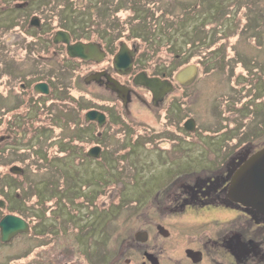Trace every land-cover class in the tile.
I'll return each mask as SVG.
<instances>
[{
    "label": "flooded vegetation",
    "instance_id": "1",
    "mask_svg": "<svg viewBox=\"0 0 264 264\" xmlns=\"http://www.w3.org/2000/svg\"><path fill=\"white\" fill-rule=\"evenodd\" d=\"M22 3L6 1L0 6L5 15L1 24L0 52H3V45L7 46L6 38L16 35V42L24 43L26 54L36 57L37 68L33 75L26 76L24 72L19 73L20 66L14 65L13 50L0 54V58L3 57L0 59V96L4 99L11 91L15 94L11 105L2 103L0 147L15 137L32 133L38 136L51 128L53 120L70 117L78 126L67 131L65 145L62 141L57 143L69 152L71 146L67 141H74V138L92 141L84 159H99L97 163L102 166L99 162L105 157L102 141L107 134L120 137L118 146L121 147L126 139L137 146L138 138L152 145L150 140L166 131L169 124L177 126L178 131L185 130V117L175 118L174 115L180 109L184 111L189 89L185 82L177 80L176 66L171 61L153 62L152 53L139 48L133 41L128 42V38L115 40L116 35L110 31L105 33L106 29H100L94 36L86 28L87 21L78 23L69 18L70 22L65 25L63 19L59 28L47 34V27L52 26L50 21L38 16L33 24L32 16L37 14L26 19L29 2ZM59 30L69 34V44L89 45L84 57L70 56L67 44L53 42ZM218 52L216 47L213 53L218 55ZM52 54H57L60 66L55 71L46 70L38 63ZM118 55L123 57L120 62ZM216 60L206 69L197 66L199 79L217 74ZM137 75L158 78L160 85L152 91L141 84V79H135ZM38 84H45L47 91L36 89ZM243 85L230 84L232 88H243ZM105 90L115 97H105ZM137 103L140 104L138 112L149 109L147 104L156 109L159 127L150 128L127 117L125 108ZM239 106L243 109L241 103ZM58 107L66 113H58ZM88 111L103 113L105 120L101 124L98 120H87ZM171 114L174 120L169 119ZM234 115L243 117L238 110ZM111 123L121 128L111 130ZM127 123L142 129H123L127 128ZM260 141V147L250 144L231 152L218 169L201 171L190 177L184 173L164 189L162 195L169 210L164 213L181 218V222L172 227L151 221L141 226L124 225V220L123 225H116V220L109 218L111 213L105 212L112 206V200L107 205L99 204L105 196L106 185L94 194H85L86 200L78 201V207L73 208L56 188L52 193L7 194L8 187L0 177V221L5 215L13 214L25 220L29 227L28 231L8 239L2 238L0 228V264H264V213L240 204L229 193L231 178L237 169L253 152L264 147V139ZM93 146L100 148L98 157L87 154ZM110 167L119 170L121 166ZM47 181L42 180L40 184ZM26 198L33 202L28 204ZM79 208H86V215H79ZM143 216L152 218L150 214L134 215L135 218ZM20 237H29L31 243L14 247Z\"/></svg>",
    "mask_w": 264,
    "mask_h": 264
},
{
    "label": "rangeland",
    "instance_id": "2",
    "mask_svg": "<svg viewBox=\"0 0 264 264\" xmlns=\"http://www.w3.org/2000/svg\"><path fill=\"white\" fill-rule=\"evenodd\" d=\"M24 1L29 2L27 10L24 9L26 17L37 14L50 21L52 26L47 27V34H51V30L60 23L62 25L63 19L65 25L70 22L69 18L78 23L87 21L86 28H89L90 34L96 36L100 29H106L105 33L110 31L116 35L115 40L128 38V42L133 41L139 48L152 53L151 60L158 64L171 61L174 65V53L182 55L184 62L195 64L199 56L208 55L210 44L216 42L219 52L214 66L218 72L199 79L200 73L194 67L187 71V78H182L181 74L177 77L186 83L189 90L184 111L180 109L174 117L194 119L195 130L178 131L177 126L169 124L166 131L150 140L155 147L144 144L138 138L137 146L126 139L122 149L118 146L120 137L107 134L102 141L105 147V157L99 161L102 166L97 163L99 159H84L85 151L91 145H86L80 138L67 141L71 149L65 151L63 146L67 131L78 126L77 121L70 117L53 120L51 128L38 136L30 138L25 135L6 141L9 142L6 150L0 153V176L8 174L12 164L20 165L25 172L7 179V194L32 195L36 190L34 184L38 183L43 192L52 193L56 188L62 198L77 208L78 201L86 200L85 194H94L106 185L105 196L99 204L107 205L112 200V206L105 212L111 213L109 218H114L116 225L124 220V225L141 226L151 221L172 227L178 225L181 218L164 213L169 212L162 195L164 189L184 173L190 177L194 173L218 169L231 152L250 144L262 146L264 0H107L109 4L102 5L99 2L103 0H56L50 6L39 0ZM117 1L121 7L115 14L113 7ZM14 2L11 1L12 4ZM1 12L0 32L5 17ZM5 43L8 47L3 45L0 54L13 50L15 53L11 57L14 60L11 59L14 65L21 67L19 73L33 75L37 68L36 57L26 54L24 43L16 42V35H9ZM233 50L237 52L234 58L230 55ZM56 56L52 54L50 58H41L38 63L46 70L55 71L60 68ZM228 65L237 66L230 69ZM239 79L245 82L243 88H232L231 82L237 84ZM14 95L11 91L7 97L3 96L4 99L0 96V114L2 103L11 105ZM105 97L114 98L115 95L105 90ZM240 103L243 109H240ZM139 105L126 107L127 117L150 128L159 127L156 109L147 104L149 109L138 112ZM237 110L242 111L243 117L234 115ZM57 111L66 113L59 107ZM171 115L169 119L174 120ZM60 141L64 145L57 143ZM116 165L121 166L119 170L110 167ZM42 180L48 181L41 185L39 182ZM26 202L30 204L33 199L26 198ZM85 210L81 208L79 215H86ZM135 214H150L153 219L144 216L135 218ZM62 215L64 217L65 213ZM50 217L56 219L55 216ZM28 238H17L14 247L31 243Z\"/></svg>",
    "mask_w": 264,
    "mask_h": 264
},
{
    "label": "water",
    "instance_id": "3",
    "mask_svg": "<svg viewBox=\"0 0 264 264\" xmlns=\"http://www.w3.org/2000/svg\"><path fill=\"white\" fill-rule=\"evenodd\" d=\"M37 16L32 17V23H36ZM54 42L67 43V52L70 56L84 57V51L89 45L82 42L75 44H69V34L66 31H58L53 38ZM125 45V44H122ZM122 56L118 55L119 62L122 60ZM192 65L187 66L183 71H189ZM183 71H180L183 75ZM189 73V72H187ZM135 79H141V84L152 89L154 91L157 86L160 85L158 78H148L144 75H137ZM36 89L47 91L45 84L36 85ZM120 89V88H119ZM87 120H98L101 124L105 120V115L97 111H88L86 113ZM185 128L187 130H193L195 122L193 119L185 121ZM100 148L98 146L91 147L87 154L89 156L98 157ZM10 171L15 174L22 173V168L19 165H12ZM229 193L231 197L244 206H249L258 212L264 213V147L254 152L236 171L232 176ZM234 196V197H233ZM162 227L161 225H159ZM1 234L3 239H8L14 234L19 232H25L29 230L28 224L22 218L8 214L5 215L0 221ZM164 232V231H162Z\"/></svg>",
    "mask_w": 264,
    "mask_h": 264
},
{
    "label": "trees",
    "instance_id": "4",
    "mask_svg": "<svg viewBox=\"0 0 264 264\" xmlns=\"http://www.w3.org/2000/svg\"><path fill=\"white\" fill-rule=\"evenodd\" d=\"M6 1H12V2H14V0H0V6L2 5V4H4ZM21 1V0H20ZM24 1V0H23ZM39 1H41V3H46L47 5H51V4H53V3H55L54 1H56V0H39ZM101 5H102V3H107V4H109L108 3V1L107 0H103L102 2L100 1L99 2ZM119 5V3H118V1H117V3H115V6L113 7V9L115 10L114 11V13L116 14L118 11H116V10H118V9H120V7L118 6ZM101 7V6H100ZM137 9V8H136ZM191 11H193V9L191 10ZM26 13V12H25ZM72 13V12H71ZM184 14V13H183ZM182 14V15H183ZM101 16H103L102 14H101ZM26 17V16H25ZM28 17H26V19H27ZM103 18H104V16H103ZM56 28H59V26H57ZM228 43V42H227ZM53 46H54V44H53ZM210 50H209V52H208V55L206 56V57H204V56H199L198 57V59H197V61L195 62V64L198 66V67H200V68H203V69H206V67L207 68H209V66H210V64H211V62L212 61H214L215 59H217L218 58V55H215L214 53H213V50L214 49H216V42H212L211 44H210ZM48 49H49V51H50V49H51V47H48ZM234 51V50H233ZM233 51H231V53L233 52ZM223 53H221V55H222ZM176 55H178V54H176V53H174L173 54V58L175 59L176 57H178L181 61L180 62H178V63H180V64H178L177 63V65H176V69H179L180 67H182V66H184V65H186V64H194V63H187V62H184V60H183V56L182 55H178V56H176ZM231 56H233V58L234 57H236L237 56V52H235L234 51V53H232V54H230ZM173 59V60H174ZM235 66H237V65H235ZM239 67H241V66H239ZM237 71V69L234 71V72H236ZM241 79H239V81H240ZM240 84L242 83V84H245V82L244 81H240L239 82ZM83 113V112H82ZM128 124V123H127ZM118 128H121V127H117V125H114V124H112L111 123V125H110V129L111 130H115V129H118ZM123 129H132V130H139V129H142L141 128V126H135L134 128L133 127H131V123L130 124H128L127 125V128H123ZM142 131V130H141ZM0 132H2L1 131V127H0ZM27 133V132H26ZM28 135V134H27ZM35 135V133H32L31 135H28L30 138L31 137H33ZM25 136V135H24ZM17 138V137H16ZM84 143L86 144V145H88V144H92L93 142L92 141H84ZM125 144H123V146H124ZM123 146H121V147H119V149H122V147ZM6 150V147H5V144H3V146H1L0 147V153H2V152H4ZM25 173V172H24ZM11 174V175H10ZM15 175H19V174H13V173H10L9 171H8V174H5V175H3L2 176V178L5 180V183H6V186L8 185V182H7V179L8 178H11V177H14ZM24 175V174H23ZM1 177V176H0ZM37 184L38 183H35L34 184V188H36V190L34 191V193H32V195H34V194H38V193H43V191H41V188H39L38 186H37ZM39 184H40V182H39ZM33 187V186H32ZM46 193H48V192H46ZM26 194V193H25Z\"/></svg>",
    "mask_w": 264,
    "mask_h": 264
}]
</instances>
